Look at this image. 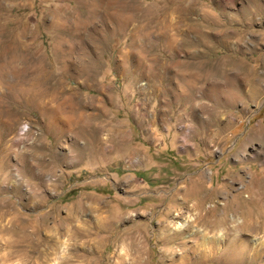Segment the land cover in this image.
<instances>
[{
  "label": "rangeland",
  "instance_id": "rangeland-1",
  "mask_svg": "<svg viewBox=\"0 0 264 264\" xmlns=\"http://www.w3.org/2000/svg\"><path fill=\"white\" fill-rule=\"evenodd\" d=\"M263 200L264 0H0V264H264Z\"/></svg>",
  "mask_w": 264,
  "mask_h": 264
},
{
  "label": "bare ground",
  "instance_id": "bare-ground-1",
  "mask_svg": "<svg viewBox=\"0 0 264 264\" xmlns=\"http://www.w3.org/2000/svg\"><path fill=\"white\" fill-rule=\"evenodd\" d=\"M193 3V2H192ZM143 11V10H142ZM148 11V10H147ZM185 12H186V10H185ZM151 13V12H150ZM189 13V12H188ZM190 14V13H189ZM109 15V14H108ZM186 16V15H185ZM131 20V19H130ZM253 68V67H252ZM249 71V70H248ZM250 72V71H249ZM244 75V74H243ZM251 75V74H250ZM249 76V75H248ZM252 76V75H251ZM258 77V76H257ZM249 78V77H248ZM253 82V81H252ZM226 191V190H225ZM195 192L196 193H198L196 190H195ZM217 192V191H216ZM194 193V192H193ZM195 193V194H196ZM203 193V192H202ZM225 193V192H224ZM227 193V192H226ZM257 193V192H256ZM197 195V194H196ZM254 195V194H253ZM257 195H258V193H257ZM194 197V196H193ZM211 197V196H210ZM237 197H239V196H237ZM259 197H260V195H259ZM188 198H190V197H188ZM199 198V197H198ZM185 199V198H184ZM191 199V198H190ZM243 199V198H242ZM256 199V198H255ZM252 200V199H251ZM257 200V199H256ZM259 200V199H258ZM186 201H187V198H186ZM185 201V202H186ZM241 201V200H240ZM246 201V200H245ZM264 201V200H263ZM237 202V201H236ZM235 202V203H236ZM251 202V201H250ZM201 203V202H200ZM238 203V202H237ZM243 203H244V200H243ZM246 203H247V201H246ZM198 204V203H197ZM256 204V203H255ZM239 205V204H238ZM260 205V204H259ZM247 206V205H246ZM189 207V206H188ZM241 207H243V206H241ZM249 209H250V207H248ZM258 208H259V206H258ZM264 208V207H263ZM203 209V208H202ZM242 209V208H241ZM251 209H252V207H251ZM257 209V208H256ZM260 209V208H259ZM209 210V209H208ZM242 210H244V209H242ZM252 210H254V209H252ZM247 211V210H246ZM255 211V210H254ZM257 211V210H256ZM255 211V212H256ZM260 211V210H259ZM248 213L250 212V211H247ZM254 212V213H255ZM243 213H246V212H242V215H244ZM247 214V213H246ZM250 214H251V212H250ZM252 214H253V212H252ZM241 215V216H242ZM249 215V214H248ZM255 215V214H254ZM262 215V214H261ZM205 216V215H204ZM247 216V215H246ZM250 216V215H249ZM248 216V217H249ZM258 216H259V214H258ZM168 217H169V215H168ZM243 217V216H242ZM248 217H247V219H248ZM251 217V216H250ZM202 218V217H201ZM203 220V219H202ZM250 220V219H249ZM263 221V220H262ZM252 222V221H251ZM248 223V222H247ZM191 224H187V228L190 226ZM201 225H203V226H209L210 224H201ZM214 226H212V224H211V226L212 227H214V228H216L217 226L216 225H218L217 223L215 224H213ZM223 225V224H222ZM219 226V225H218ZM241 226V225H240ZM246 226V225H245ZM250 226V225H249ZM106 227H107V224H106ZM251 227V226H250ZM116 228V227H115ZM210 228V227H209ZM242 228V227H241ZM170 229V225H167V227H166V229L163 231V235H164V237H165V235H166V232L168 231ZM205 229V228H204ZM239 229V228H238ZM248 229H250L249 227H248ZM244 230V229H243ZM183 231H185V230H183ZM182 231V232H183ZM246 231V230H245ZM252 231V230H251ZM106 232L107 233H109V234H112L114 231L113 230H106ZM177 232V231H176ZM99 234V233H98ZM105 234V233H104ZM173 234V233H172ZM180 234V233H179ZM95 235H97V233H95ZM169 235V234H168ZM181 235V234H180ZM172 236V235H171ZM177 236H179V235H177ZM225 236V235H224ZM104 237H105V235H104ZM112 237V236H111ZM103 238V237H102ZM108 239V238H107ZM171 239H172V237H171ZM174 239V238H173ZM179 239H181V238H179ZM227 240V239H226ZM106 241V240H105ZM184 241V240H183ZM179 242L178 243V247H180V250H182L183 251V249H184V247H185V242ZM208 241V240H207ZM210 241V240H209ZM208 241V242H209ZM164 242V241H163ZM171 242V241H170ZM173 242V241H172ZM176 242V241H175ZM219 241L217 240V239H215V238H213L212 240H211V244H212V248H211V254H215V246L217 245V243H218ZM234 243H235V241H234ZM244 243V242H243ZM168 245H169V243H168ZM177 245V244H176ZM209 245V244H208ZM234 245V244H233ZM236 245V244H235ZM235 245H234V247H235ZM238 245H240V244H238ZM170 246V245H169ZM173 246H174V244H173ZM224 246V245H223ZM173 248V247H172ZM209 248V247H208ZM242 248V247H241ZM170 249V248H169ZM169 249H167V251L169 250ZM227 249V248H226ZM244 249V248H243ZM172 250V249H171ZM170 250V251H171ZM175 250V249H174ZM176 250H177V248H176ZM237 250V252H238V248L236 249ZM236 250H233V252L234 251H236ZM242 250V249H241ZM169 251V252H170ZM188 251V250H187ZM172 252H173V250H172ZM171 252V253H172ZM178 252V251H177ZM224 252H225V250H224ZM239 252H240V250H239ZM242 252H243V250H242ZM246 252V251H245ZM226 253V252H225ZM232 253V252H231ZM168 254V253H167ZM175 254H177V253H175ZM179 254H181V253H179ZM227 254V253H226ZM233 254V253H232ZM236 254V253H235ZM235 254H233V255H235ZM248 255V254H247ZM188 256V255H187ZM232 256V255H231ZM173 256H171V258H172ZM207 257H209V256H207ZM248 257V256H247ZM170 258V259H171ZM212 258V257H211ZM216 258V257H215ZM236 258V257H235ZM175 258H173V260H174ZM180 261H179V263H177V264H186L185 262L187 261V259H186V261H185V255L184 254H181V256H180ZM238 259V258H237ZM172 260V261H173ZM216 260V259H215ZM234 260V259H233ZM238 260H240V259H238ZM176 260H174V262H172L171 264H175L176 262H175ZM212 261V260H211ZM210 261V262H211ZM241 261V260H240ZM219 262V261H218ZM253 262V261H252ZM211 264V263H210ZM216 264V263H215Z\"/></svg>",
  "mask_w": 264,
  "mask_h": 264
}]
</instances>
